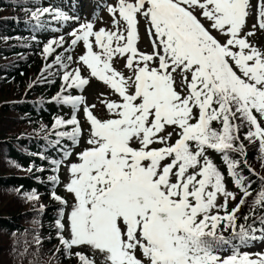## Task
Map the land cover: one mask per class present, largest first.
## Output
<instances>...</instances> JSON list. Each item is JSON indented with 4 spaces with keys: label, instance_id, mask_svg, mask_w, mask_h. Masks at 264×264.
<instances>
[{
    "label": "snow or ice",
    "instance_id": "1",
    "mask_svg": "<svg viewBox=\"0 0 264 264\" xmlns=\"http://www.w3.org/2000/svg\"><path fill=\"white\" fill-rule=\"evenodd\" d=\"M249 8V0H118L108 11L119 13L126 35L119 21H114L116 31H93L89 22L70 33L71 45L82 41L86 49L79 62L113 89L121 102H106L114 117L107 120L84 108L91 147L79 153L80 162L68 169L71 179L65 190L75 201L66 217L69 238L62 234L63 207L55 221L66 255L75 256L79 264H95L85 254L71 251L87 246L104 255V264H144L136 257L137 250L148 264H264V254L256 259L237 251L226 259L213 254L217 245L232 242L217 235L218 224L226 220L225 227L234 228L236 212L245 201L242 198L240 205L227 211V198L235 197L225 190L222 174L206 154L207 150L221 153L229 175L242 188L244 177L234 171L237 162L228 155H246L239 135L242 129L247 128L244 140L258 142L264 160V127L259 122L264 120V52L248 41L253 32L241 34ZM196 9L225 37L223 43L200 22ZM45 13L69 19L45 7L31 13L36 27L43 26L40 17ZM138 16H143L154 37L151 54L139 53L135 46ZM258 21L264 29V0L258 6ZM90 37L99 51L93 50ZM62 41L61 37L50 42L44 53L50 54L52 45L60 46ZM125 55V67L132 72L127 78L112 67L114 57ZM67 59L71 61V55ZM56 63H61L60 56ZM178 70L185 74L187 94L183 96L174 88L173 73ZM62 80V91L89 83L79 69L65 72ZM53 100L71 105L73 113L83 103L81 96L71 94H57ZM213 122L221 127L213 128ZM63 124L75 127L57 135L76 143L81 128L75 114L67 121L57 119L54 127ZM166 126L179 130L174 144L168 142L172 133L158 135ZM154 144L163 146L155 148ZM51 180L59 182L57 177ZM243 190L245 196L250 194L247 188ZM218 194L225 198L224 204H216ZM38 198L36 192L25 195L30 201ZM52 198L67 206L54 192ZM254 202L264 205V190ZM213 209H224L225 214H211ZM259 219L264 225V216ZM254 231L241 226L232 239L246 245L259 239Z\"/></svg>",
    "mask_w": 264,
    "mask_h": 264
},
{
    "label": "trees",
    "instance_id": "2",
    "mask_svg": "<svg viewBox=\"0 0 264 264\" xmlns=\"http://www.w3.org/2000/svg\"><path fill=\"white\" fill-rule=\"evenodd\" d=\"M44 7L46 0H0V264H79L75 256L65 254L51 232L56 228L57 207L42 201L54 191L48 177L51 166L71 142L57 135L65 132L64 127H54L57 119L62 120L61 109L66 105L53 100L60 91L58 69L50 64L53 55L34 57L49 39L45 33L49 27L44 17L40 19L43 26L36 27L31 13ZM187 78L190 81L191 74ZM212 127L219 129L221 125L213 122ZM246 131L244 128L239 134L246 155L228 153L229 159L237 162L234 171L244 177L250 193L240 198L245 202L240 205L239 201L235 227L228 228L231 240L241 226L258 228L259 218L264 216V205L254 202L264 190V160L258 142L244 140ZM216 161L219 171L222 164ZM32 192L39 198L25 199ZM50 201L58 205L56 200ZM34 236L39 243L32 248ZM239 253L251 259L262 254L251 257L244 250Z\"/></svg>",
    "mask_w": 264,
    "mask_h": 264
},
{
    "label": "rangeland",
    "instance_id": "3",
    "mask_svg": "<svg viewBox=\"0 0 264 264\" xmlns=\"http://www.w3.org/2000/svg\"><path fill=\"white\" fill-rule=\"evenodd\" d=\"M83 3H77L76 7L74 8L73 5H71L72 11L71 13L74 15H79L81 17H84V21L82 23H77V18L75 17H69L68 20H61V25L62 28L59 32H57V38L59 40L61 37L63 38V41L60 45V54H61V65H67V67H63L65 72H71L75 69H79L80 73L82 75V68L83 64L82 62H79V68L76 65V62L79 61V57L84 55L86 53V49L84 48L83 42L79 41L75 46L71 45V41L73 37L70 35L73 31L77 30L80 28L81 25L85 23L91 22L93 24V31H99L100 29H104L106 31H116V27L114 25V21H119V28L120 31L123 32L125 30V24L123 21L117 19L115 15L110 14L108 11V8L111 7V5L114 3L112 0H98L97 5H94L93 3H90L88 0H82ZM129 2H134V0H129ZM250 3V8H249V15L246 18V24L245 27L242 30V35L245 33H248L249 31L253 32L254 35L247 37L248 41L255 46L258 50L261 51L259 48V43L258 40L256 39V33L259 30H263L259 28V21H258V6L260 3V0H249ZM75 10V11H74ZM97 11L99 14L97 15ZM194 14L197 16V18L200 20V22L207 28L211 34L216 37L221 43L225 41V37L217 32L216 30L212 29L210 27V22L207 21L205 18H203L200 14V10L196 9L194 11ZM138 24H137V34H138V39L136 42V47L139 53L143 54H151L153 52V40L154 37L149 35V26L145 22V19L143 16H138ZM253 25H256L254 28ZM90 42L93 44V50L94 51H99L95 47L94 43V37H90ZM158 43V41H156ZM71 55L72 60L69 61L67 57ZM123 65V57L117 56L114 57L112 61V67L116 70L119 71L122 70L120 69V66ZM155 66V65H153ZM73 69V70H72ZM124 71V70H122ZM64 72V74H65ZM63 74V75H64ZM63 75H61L63 77ZM177 82L180 85L182 82V78L180 75H178ZM175 88V87H174ZM74 89V88H73ZM176 90V88H175ZM177 91V90H176ZM77 92H81V89H77ZM180 93L182 96L185 95L183 92V88L180 91H177ZM111 95L107 86L102 82L98 83L95 85H89L86 87L84 92L78 96H81L83 98V103L78 106V108L75 110V113H73V108L71 110V113L69 115V118L71 119L73 114H75V117L78 121V124L81 128V135L76 143L72 141L70 148L64 152L62 161L59 163V165L55 168V177L58 179V183H55V186L57 188V192L59 193L58 196L63 198L65 201H67V206H63L65 217L62 220V223L65 225V230L63 231V236L65 238L70 237V233L67 230V214L71 211V206L75 203L74 201V196L71 193L66 192L65 190V185L70 181L71 176L69 173V167L73 163H79L78 159V154L83 152L85 149L91 147L90 145L87 144V139L89 138V132H90V125L86 119L84 108L87 106L89 107L90 111L92 112L93 115L98 114L101 117H105L106 113L109 112L106 108V103L100 102L99 99L103 98V95ZM108 98V96H106ZM92 105H95V107H91ZM195 111V110H194ZM95 112V113H94ZM258 117V114H255ZM259 120V117H258ZM261 127H264V120H259ZM73 127H75L73 125ZM168 133H172L171 138L169 139L170 144H174L175 140L178 139V136L176 135V131H174L172 128H167L159 133L158 135L160 136H168ZM163 145L160 144H154L152 147L158 148L162 147ZM133 147H138V145L134 144ZM65 153H67V158H65ZM207 154V153H206ZM209 154V153H208ZM209 159H211L210 156L208 155ZM168 161H165L164 163H167ZM191 171V170H190ZM199 178V177H198ZM224 186L225 190L227 192L232 193V195L235 197L233 199L231 196L227 198V211L231 212L234 207H235V200H236V195L240 191V187L237 186L235 183V180L233 179L232 176L227 175V178L224 181ZM225 203V198L222 195L217 196L216 199V204L221 205ZM211 214H216L223 216L225 214L224 209H220L217 211L216 209L212 210ZM226 221H221L218 224L217 227V234L224 236L226 234ZM253 235L259 237L257 240H253L247 243L246 249L248 251H256V250H261V248L264 247V225L261 226V228L257 231H254L252 233ZM73 253L79 251L83 254L86 255L90 260H93L95 264H104V255L98 253L95 250H92L91 248L87 246H80V247H74L71 250ZM139 250H137L138 252ZM221 254H226V251H222L220 253H217V255L220 257ZM136 255V254H135ZM255 256V255H254ZM138 259L142 260L139 256H136Z\"/></svg>",
    "mask_w": 264,
    "mask_h": 264
}]
</instances>
